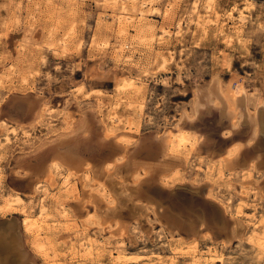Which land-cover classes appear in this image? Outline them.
<instances>
[{"label":"rangeland","instance_id":"rangeland-1","mask_svg":"<svg viewBox=\"0 0 264 264\" xmlns=\"http://www.w3.org/2000/svg\"><path fill=\"white\" fill-rule=\"evenodd\" d=\"M122 13L133 17L125 32L116 18ZM215 78L243 98L235 118L208 97ZM261 103L264 0H0V205L5 197L23 199L0 210V223L17 220L35 264H51L31 250L22 226L24 208L38 213L42 177L50 191L43 235L59 257L86 233L103 244L96 264H111L110 250L123 256L121 264H171V246L186 248L196 238L201 250L217 247L224 262L217 264H264L249 240L254 229L264 231V121L247 117L260 114ZM83 121L89 129L79 137ZM165 134L176 143L174 155L189 156L165 179L129 177L131 170L115 166L108 168L115 182L102 171L91 181L80 174L77 190L64 192L58 173L36 175L51 159L77 172L114 156L120 165L153 162ZM227 154L239 162L221 177L218 159ZM240 201L249 203L247 212L256 207L258 227L242 217L233 229ZM8 254L0 248V264H12ZM139 254L145 257L129 259ZM192 261L179 256L175 264H204Z\"/></svg>","mask_w":264,"mask_h":264},{"label":"bare ground","instance_id":"bare-ground-1","mask_svg":"<svg viewBox=\"0 0 264 264\" xmlns=\"http://www.w3.org/2000/svg\"><path fill=\"white\" fill-rule=\"evenodd\" d=\"M146 5H147L146 1H142L141 2V6L142 7H144ZM210 6L211 5H209V7ZM143 12H144L143 9H139V13L140 14H143ZM116 18H117V21H118V23L120 24V27H121L120 28V32H125L126 31L125 27L133 19V17L130 14H127V13H122L120 15H117ZM204 21H206V20H204ZM220 84H221V82H219L218 78H215L214 81H213V84L209 87L207 95L209 97V94H211L216 99L215 104H219V102L221 103V107H222L221 111H222V113H224L225 115H231V116H233L235 118V116L237 114L236 113L237 106H238V104L242 103L243 98H240L239 96H237L235 94V92H232L231 91V86H229L228 84H227L228 88L226 90H223L222 89L223 87H221ZM239 88L241 89V87H239ZM261 104H262V106H264V103H261ZM262 109H263L262 112H261L262 115H261V113L258 114V115L257 114L255 115L256 112H254L253 115L247 114V117L250 120H252V122L254 121L255 124H257L258 122H261V121L263 123L264 119L262 120V117L264 118V107ZM38 116L36 117V121H34V124L38 122ZM111 119H112L113 122H117L119 120V119L117 120V119L113 118L112 116H111ZM84 122L85 121H83L80 124L79 128H78L79 132H77V133H78L79 137L81 136L80 135L81 133H83L84 131L86 132V130L89 129V125L87 123L85 124ZM76 126H77V124H76ZM256 132H257V128L254 127L253 134L255 136H256ZM62 137H63V135H62ZM259 138L264 139L263 136H261ZM186 139L187 138L185 137V135H182L177 140L179 142L183 143ZM121 140L123 142H125V141L127 142L129 140V138L126 137V136H121ZM5 141L6 142L10 141V137L6 136L5 137ZM66 142L64 141L62 143H66ZM200 142H199L200 144H206V140H205V143L203 141H201V140H200ZM199 143L197 145H199ZM158 144L159 145L157 146V149L160 150L161 152L159 154H157V156L155 155V157L153 158V159H155V161H153V162L138 161L136 159L131 160L132 159L131 158L124 165H120L118 162H122V161H120L121 159H119V157L117 158V157L114 156L113 159H109L108 161H104V164H102V166L99 165V167L94 166V165H92L91 163L88 162V163H86L84 165V167L82 168V170L80 172H77V170L69 169V168L63 166V164L61 162H59L57 160H54V159H51L48 162V164L46 162V164H43L41 167H39L38 170H35V171H36V175L37 176L43 173L48 178H52L53 174L58 173V175L61 178L60 186L62 187L64 192H66V191L69 192L68 190H70V189L71 190H77V184L75 183V180L73 178L75 176H79L80 174H81V176H82V178L84 180L91 181V180H95L93 178V176H96L95 173H99V172L101 173V171H102L105 174V176H106V180L107 181L106 180L105 181L107 183H108V181L109 182L110 181H114L115 182V178H113V174L109 173L110 171H108L109 170L108 168H112V167H115V166L119 170H122V169L131 170V173H129V177H131V176L135 177V175L143 177V176H147V175H149L151 173L154 177L158 176V178L160 177L162 179H165L164 177L170 171H173L175 174L178 173L179 172V170H178L179 165H182L184 159H189V156H187L184 159H182L179 156H176V155L173 154V152L176 150V143L172 140V137H171L170 134L163 135L161 137L160 141L158 142ZM54 146H59L60 147L61 145L60 144H56ZM209 148H211V146ZM42 149H44V148H42ZM121 150H122V148H120V147L116 148V151L120 152ZM207 151H209V150H207ZM65 155H66L65 157H67V158H69V157L71 158L72 156H74V154L71 153V151H67ZM26 158H25V160H26ZM120 158H123V157L120 156ZM201 158L202 157H200V159ZM238 162H239V159L237 158V154H235L232 157H230L227 154L226 156H224L222 158H219L218 159V174H219V176L220 175H221V177L225 176L226 175L225 172H228L229 174H231L233 168L235 167V165ZM21 163H24V161L21 162ZM253 163H254L253 161H250L247 164V166H246L247 168L242 170V171H244V172L248 171L250 169V167L253 166ZM254 169H256L255 166H254ZM45 170H46V173H44ZM114 170H115V168H114ZM142 172H144L143 173L144 175H141ZM103 173H101V174H103ZM242 174L244 175V173H242ZM55 177H57V176H55ZM244 177H245V175H244ZM36 179L38 180V182L36 183V188L40 189V191L42 192V196H41V198L39 200V204L40 205L38 207L39 208L38 213L37 214H33V211H31V210L28 211L25 208L22 210V215H23L22 226H23L24 234H26L29 237L28 238V243H29V246H30L31 250L35 254H37L39 256H42V258H44L46 261L50 262L51 264H63L62 260L73 261L75 264H96V263H93V259H95L94 257H97V256H99L101 254L100 248L103 246V244H101L102 241L96 240V238H94V236L87 235L85 233L83 235V237L78 242H76V243H74V242L72 243L71 242V246L69 248H67L66 252L61 254V257H62L61 258V257H59L60 253L55 250V245L56 244L54 243V241H52L47 236L45 237L43 235V233L45 232L44 230H46V226H45L44 222H45L46 217L48 216V206H47L46 198L49 196V194H50L49 192L50 191H49V188L47 187V185L44 182L45 178L42 179V177L41 178L36 177ZM246 182H248V181L244 180L241 183L242 188L247 186V185L244 184ZM107 183H104V182L102 183L101 182V185L104 187V189L102 191H100L101 195H104L105 193H107V191H106L107 190V185H108ZM118 183L125 190L129 189V184H131L129 182H127V183L124 182V180H122V179ZM132 185L133 186H135V185L137 186V183H134V184L132 183ZM109 186H112V185H109ZM251 190H253L252 192L256 194L257 189L252 187L249 191H251ZM131 194L127 192L124 196L129 197V195H131ZM14 202L15 203H23V199L21 197H16L15 200H12V199H9L8 197H5L4 200H3V204L0 205L1 212L7 211V208L11 207L12 204H14ZM228 203H231V199H228ZM249 206H250L249 203H246L244 201H240L238 203V205H236L235 217H237V218L235 219L236 221L233 222L234 225H235V227L233 228L234 230L237 228V225L240 222L239 218H242V217L246 218V220L248 222V225H251L254 228L258 227L259 224L256 221L257 215H256V212H255L256 211V207L255 206L253 207L252 212H247L246 210L249 208ZM112 210H113V207H111V206L110 207H108V206L106 207L105 211H107L106 212L108 214L107 216H109V213ZM90 215L93 216L94 213H91ZM95 216H96V218L98 220L100 219L99 215H95ZM10 219H12V218H10ZM15 221H17V220H15ZM15 221L14 220H10V221L4 222L2 224L0 223V248H2V247L6 248L7 252L10 254V255L8 254V256H11V257L14 256L13 259H10L12 261V264H35L34 257L30 253V251H28L25 248L26 246L24 247V243H23V239L24 238L22 237L21 233L19 234V232H20L19 226L17 225V223ZM18 235H19V238L16 239L15 237L18 236ZM197 240H198L197 238L193 239V242L191 241V243H190L192 245H187L186 248H184V245H180V244L171 246L172 255L169 256V259H170L169 263H171V264L174 263L175 264V262L179 258V256H182V257H185V256L187 257L188 256L194 262H198V263L201 262V263H204V264H217L219 262H221V263L223 262L222 255H220L218 253V251L216 249L217 247L216 248L215 247H208L207 250H201L199 248L200 244H198ZM249 240L253 244H255L256 246H258V249L260 250V252H264V231L263 232H258V231H256L254 229L253 232H252V235L249 238ZM114 253L115 252H113L112 250L108 251V255H109V258L111 260V264H121L120 262H121L123 256L120 255V254L115 255ZM153 255H155L156 261H159L161 263H163V262L165 263L166 260H168V259L163 260V256L160 255V254L154 253ZM143 257H145V256L139 254V255H135V257H130L129 256V259H134L135 258L134 260H136V259H141ZM260 258H261V256H260ZM152 262L154 263L155 261H152Z\"/></svg>","mask_w":264,"mask_h":264},{"label":"water","instance_id":"water-1","mask_svg":"<svg viewBox=\"0 0 264 264\" xmlns=\"http://www.w3.org/2000/svg\"><path fill=\"white\" fill-rule=\"evenodd\" d=\"M2 224V223H1Z\"/></svg>","mask_w":264,"mask_h":264}]
</instances>
